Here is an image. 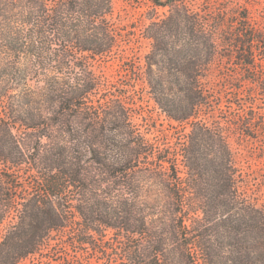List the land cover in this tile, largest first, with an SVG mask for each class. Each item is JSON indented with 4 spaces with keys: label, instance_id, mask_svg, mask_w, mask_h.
Here are the masks:
<instances>
[{
    "label": "trees",
    "instance_id": "1",
    "mask_svg": "<svg viewBox=\"0 0 264 264\" xmlns=\"http://www.w3.org/2000/svg\"><path fill=\"white\" fill-rule=\"evenodd\" d=\"M155 2L167 6L173 0ZM113 15V0H0V79L6 84L0 88V157L13 165H30L18 136L25 133L26 137V130L37 133L39 139L47 138L43 153L54 157L50 166L33 168L39 189L29 193L32 197L26 202L18 201L24 183L17 180V186L7 188L12 174L0 175V191L11 192L3 216L15 209L23 214L22 226L31 219V230L23 228V234L20 225L10 228L0 264H9V256H14L11 264H18L40 250H54L52 232L68 227L75 233L65 239V246H83V256L89 246L104 256L100 260H109L106 252L113 248H99V242H107L96 223L123 232L125 264H154L152 259L159 260L158 264H264V204L258 206L238 193L232 143L236 137L238 145L239 137L257 140L256 133L264 129V115L246 113L210 126L202 117L210 106V90L195 71L199 62L207 65L223 46L227 51L223 59L246 72L243 86L236 88L237 97L245 93L246 83L264 93V35L255 27L235 30L228 37L219 27L184 25L182 21L196 18L184 8L150 26L149 39L155 41L153 64L177 69L168 74L156 72L150 64L145 76L150 96L169 119L181 125L192 123L174 161L178 166L181 155L188 173L187 181L179 184L183 198L178 199L186 215L177 222L179 226L173 219L169 232L164 225H153L149 214L138 210L134 201L96 195L102 189L105 169L122 166L120 172L126 178L142 156L139 148L147 145L144 138H128L131 133L123 126L130 120L126 94L115 92L111 81L84 60L89 56L99 61L113 50L118 34L106 22ZM77 54L82 64L75 66ZM35 75L38 80L32 85ZM222 99L219 94L215 110H221ZM110 125L119 129L114 131ZM61 134L71 135V140ZM115 143L122 151L119 161L106 154ZM85 156L102 165L98 172L83 160ZM200 211L204 213L201 219ZM72 257L67 254L64 261L75 264Z\"/></svg>",
    "mask_w": 264,
    "mask_h": 264
},
{
    "label": "rangeland",
    "instance_id": "2",
    "mask_svg": "<svg viewBox=\"0 0 264 264\" xmlns=\"http://www.w3.org/2000/svg\"><path fill=\"white\" fill-rule=\"evenodd\" d=\"M113 8L114 15L106 20L118 34L113 50L99 61H92L89 56L84 60L90 62L94 71L104 74L111 81L115 92L126 94V113H129L130 120L123 126H128L127 132L131 133V137L128 138L134 141L144 138L147 145L139 148L142 156L139 157V161L138 159L134 161V170L124 175L126 178L120 172L124 169L122 166L105 169L101 176L102 189L96 195L101 199L132 200L136 203L138 210L149 214L153 225H164L170 232L169 225L173 223V219L176 220L174 224L179 226L177 222H180L179 219H184L186 215V210L180 205L178 199L183 198L181 191L183 187L179 184L187 181L188 173L181 162V155H179L178 166L175 167L174 161L175 156L182 151V145L187 140L185 137L192 130V123L181 125L169 119L150 96V87L145 77L150 64L156 72L162 70L168 74L170 71L177 70L153 64L155 41L149 39L150 26L154 22L168 20L177 8H184L190 17L196 16L194 19L189 18L187 21H182L184 25H201L207 29L219 27L225 30V35L228 37L235 30L255 27L264 35V0H173L172 5L167 6H158L155 0H113ZM223 48L225 47L221 46L210 63L207 65L202 63L201 66L199 62L195 68V71L203 76L201 79L203 86L210 90V106L202 113L204 115L202 117L206 118L210 126H214L219 121L225 124L227 120L246 113L256 112L264 115V93L260 87L246 83L245 93L237 97L236 88L243 86L241 81L246 72L235 63L223 59V55L227 54ZM80 55L77 54L73 65L82 64ZM37 80L38 76L35 75L30 83L35 85ZM5 85L0 79V88ZM251 92L254 93L252 96L248 94ZM112 93L114 94L113 91ZM219 94L223 95L222 108L215 110L214 104L220 102L218 101ZM141 98L143 101H140ZM109 127L114 131L119 129L116 125ZM26 132V137L25 133L18 134V136L21 137L19 140L26 148L24 160L31 166L28 164L13 165L12 162H6L0 157V175L12 174L7 180V188L17 186V180L24 183L25 191L19 193L18 199L21 203L32 197L28 195L29 193L37 192L39 189L37 188L38 174L33 168L41 169L50 166V161L54 158L50 153H43V144L49 143L47 138L39 139L37 133L28 130ZM15 133L17 134V131ZM61 136L63 139L71 140V135L61 134ZM256 136L258 139L254 141L239 137L240 145L236 137L232 143L238 166V193L250 202H258L260 206L264 204V129L256 133ZM106 152L110 160H120L122 151L119 143L111 145ZM83 160L92 164L95 172L102 167V165L92 163L90 156H85ZM10 193L6 190L0 191V218H2L0 253L7 248L3 246V242L10 228L20 225L22 234L30 228L28 221L31 219L25 220V225L22 226L23 214L21 215L15 209L3 216ZM18 208L22 209V204ZM198 215L200 219L204 217L202 211ZM208 215H211L210 212ZM75 222H80V219L76 218ZM94 226L101 230L105 236L104 241L107 242L105 244L99 242V248L101 250L113 248L106 252L109 260H100L104 256L96 254L89 246H86L89 251L86 256L80 253L84 249L83 246H65V239L75 233V230L68 227L60 232H52V243H56L54 250H40L19 260L18 264H72V262L64 261L67 254L73 256L75 264H125L121 251L123 232L116 228L107 229L103 223H96ZM23 228L26 229L23 230ZM91 233L97 236L94 230ZM30 234H33V231H30ZM176 245L175 242L173 246ZM9 257H11L9 259V264H11L14 256ZM14 259L16 260V256ZM152 260L154 264L159 263L157 259Z\"/></svg>",
    "mask_w": 264,
    "mask_h": 264
}]
</instances>
